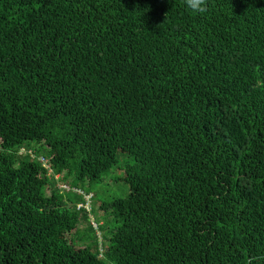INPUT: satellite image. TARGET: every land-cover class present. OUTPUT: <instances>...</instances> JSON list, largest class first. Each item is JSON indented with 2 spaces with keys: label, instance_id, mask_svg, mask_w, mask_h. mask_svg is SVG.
Returning <instances> with one entry per match:
<instances>
[{
  "label": "trees",
  "instance_id": "1",
  "mask_svg": "<svg viewBox=\"0 0 264 264\" xmlns=\"http://www.w3.org/2000/svg\"><path fill=\"white\" fill-rule=\"evenodd\" d=\"M0 264H264V0H0Z\"/></svg>",
  "mask_w": 264,
  "mask_h": 264
},
{
  "label": "rangeland",
  "instance_id": "2",
  "mask_svg": "<svg viewBox=\"0 0 264 264\" xmlns=\"http://www.w3.org/2000/svg\"><path fill=\"white\" fill-rule=\"evenodd\" d=\"M33 144H35V142H33ZM121 172H122V169L117 167L107 177L106 184L108 185L107 189H109V194L120 195V196H126V195L130 194L131 190H130V185L128 182H126V181L117 182V179H119V178H116V177L117 176L121 177L122 176ZM113 179H115V181ZM91 206H92V204H91ZM94 206L98 208L99 204L94 203ZM104 214H105V210L99 211V216H102ZM91 219L94 220V217L92 216ZM95 226L97 227L98 224L95 223ZM100 232L101 231H99V235H100Z\"/></svg>",
  "mask_w": 264,
  "mask_h": 264
},
{
  "label": "clouds",
  "instance_id": "3",
  "mask_svg": "<svg viewBox=\"0 0 264 264\" xmlns=\"http://www.w3.org/2000/svg\"><path fill=\"white\" fill-rule=\"evenodd\" d=\"M184 3L186 7L190 9L193 13H204L208 11V0H184ZM89 196L90 198L88 199V202L90 203V205L92 204L93 206V201H92L93 195L89 194L87 195V198ZM92 206H91V210H92ZM94 223L96 222L94 221Z\"/></svg>",
  "mask_w": 264,
  "mask_h": 264
},
{
  "label": "built area",
  "instance_id": "4",
  "mask_svg": "<svg viewBox=\"0 0 264 264\" xmlns=\"http://www.w3.org/2000/svg\"><path fill=\"white\" fill-rule=\"evenodd\" d=\"M89 198H90V196L88 197V199H89ZM81 205H82V204H80V206H81ZM87 206H88L89 209H91V205H90L89 202L87 203Z\"/></svg>",
  "mask_w": 264,
  "mask_h": 264
}]
</instances>
